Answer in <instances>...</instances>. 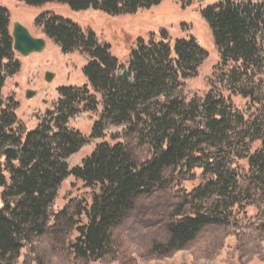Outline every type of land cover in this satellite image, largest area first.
<instances>
[{"label": "trees", "instance_id": "16d2710c", "mask_svg": "<svg viewBox=\"0 0 264 264\" xmlns=\"http://www.w3.org/2000/svg\"><path fill=\"white\" fill-rule=\"evenodd\" d=\"M17 1L31 7L56 3L77 13L96 10L122 16L158 7L164 0ZM201 15L221 67L228 69L221 80L227 75L231 93L262 106L264 0L216 1ZM36 26L62 53L88 57L83 69L88 86L60 88L56 108L35 130L23 131L16 113L19 104L3 96L8 79L20 72L21 63L13 49L10 13L0 6V154L9 174L8 179L0 170V264H14L24 244L46 233L59 188L70 177L90 191L77 204L74 218L66 216L76 232L70 250L85 264L110 256L114 231L140 196L168 188V170L192 175L185 185L199 183L175 211L176 223L169 229L171 237L162 254L184 248L207 226L222 224L226 212L237 206L241 187L234 159L247 160L254 171L252 182L264 186V148L248 154L252 143H264L263 118L248 119L221 93L211 92L201 103H187L178 94L207 58L194 39L176 40L171 47L165 33L158 39L140 38L122 65L109 45L99 43L94 33L86 34L72 20L45 13L36 19ZM126 69L129 81L122 77ZM99 106L90 138L103 139L109 126L121 128V133L113 134L111 142L97 144L80 166L71 168L68 160L88 139L70 129L69 122L80 113L96 112ZM127 139L147 146L151 158L138 162ZM7 148L17 149L19 160L5 158ZM188 206L191 212L182 214Z\"/></svg>", "mask_w": 264, "mask_h": 264}, {"label": "rangeland", "instance_id": "374dc122", "mask_svg": "<svg viewBox=\"0 0 264 264\" xmlns=\"http://www.w3.org/2000/svg\"><path fill=\"white\" fill-rule=\"evenodd\" d=\"M216 1L164 0L158 7L140 10L134 15L110 16L96 10L77 13L67 5L56 3L31 7L17 0H0V6L10 13L11 31L13 24L19 22L33 37L47 41V48L42 54H34L28 58L17 54L21 69L17 75L8 79L3 89L4 100L13 98L19 104L16 113L20 125L23 131L29 132L47 118V109L53 111L56 108L60 88L88 86L83 74L88 57L79 52L62 53L43 34L42 29L36 26L39 16L51 13L72 20L86 34L94 33L99 43L110 46L112 54L122 65L127 64L129 51L140 38L158 39L159 34L165 33V40L171 47L176 40L194 39L207 53V58L197 75L185 82L178 92L179 96L187 103H201L209 93H221L230 101L234 110L245 114L248 119L258 115L262 117L264 131V98L262 106L253 105L249 100L229 91L227 75L225 80H221V74L228 69L223 70L221 67L214 39L201 15L207 6L214 5ZM47 72L55 75L51 84L45 80ZM28 90L38 92V96L32 101L26 99ZM96 97L101 103L100 96ZM43 101H47L46 105ZM98 109L96 112L80 113L69 122L70 129L79 131L88 139V144L68 160L71 168L80 166L97 144L111 142L113 134L121 133V128L109 126L103 139L90 138L92 128L100 116L101 107ZM126 142L138 162L151 158L147 146L139 145L135 139H127ZM245 142L249 143L248 140ZM262 148L264 143L256 141L250 145L248 154L251 156ZM233 162V169H237L239 175L241 191L236 196L237 206L233 207L232 212H226L222 224L209 225L184 248L162 254L163 247L171 237L169 229L176 223L175 211L185 204L186 193L199 183L195 180L194 183L185 185L184 181L192 179V175L168 170L165 172L168 188L140 196L136 200L134 210L113 233L112 253L97 264H264V186L259 187L252 182L251 175L254 171L247 160L234 159ZM0 170L9 179L5 159L1 154ZM1 192L0 189V195ZM89 193L73 177L63 182L52 208L46 233L32 237L24 244L14 264H85L75 259L70 250V243L76 237V232L68 225L66 216L74 218L77 204L88 198ZM208 204L207 207L211 205L210 202ZM191 208L186 207L182 214L191 212ZM63 211V217L56 219Z\"/></svg>", "mask_w": 264, "mask_h": 264}, {"label": "water", "instance_id": "95a60500", "mask_svg": "<svg viewBox=\"0 0 264 264\" xmlns=\"http://www.w3.org/2000/svg\"><path fill=\"white\" fill-rule=\"evenodd\" d=\"M222 2H227L229 0H218ZM12 37L14 40V51L15 53L21 55L24 58H28L34 54H42L47 47V42L42 38H35L31 35L30 31L24 27L21 23L16 22L13 25ZM122 77L125 81H129V71L126 69ZM55 75L51 72H47L45 75V80L47 83L51 84L54 80ZM38 96L37 91L28 90L26 92V99L28 101L34 100ZM47 103V101H45ZM50 113V110H47ZM4 155L8 159L19 160V152L14 148H7L4 151Z\"/></svg>", "mask_w": 264, "mask_h": 264}, {"label": "flooded vegetation", "instance_id": "af4514ba", "mask_svg": "<svg viewBox=\"0 0 264 264\" xmlns=\"http://www.w3.org/2000/svg\"><path fill=\"white\" fill-rule=\"evenodd\" d=\"M44 102V101H43ZM44 104H45V102H44Z\"/></svg>", "mask_w": 264, "mask_h": 264}]
</instances>
